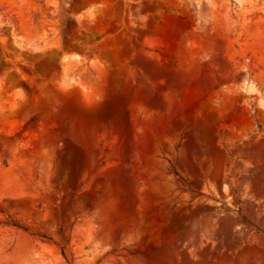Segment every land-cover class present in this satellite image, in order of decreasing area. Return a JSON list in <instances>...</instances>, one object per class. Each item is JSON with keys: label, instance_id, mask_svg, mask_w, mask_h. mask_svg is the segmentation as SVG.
Masks as SVG:
<instances>
[{"label": "rangeland", "instance_id": "1", "mask_svg": "<svg viewBox=\"0 0 264 264\" xmlns=\"http://www.w3.org/2000/svg\"><path fill=\"white\" fill-rule=\"evenodd\" d=\"M0 264H264V0H0Z\"/></svg>", "mask_w": 264, "mask_h": 264}]
</instances>
